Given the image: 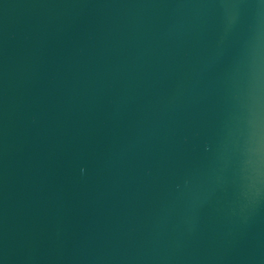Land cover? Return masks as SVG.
Returning <instances> with one entry per match:
<instances>
[{"label": "water", "instance_id": "1", "mask_svg": "<svg viewBox=\"0 0 264 264\" xmlns=\"http://www.w3.org/2000/svg\"><path fill=\"white\" fill-rule=\"evenodd\" d=\"M0 264H264V0H0Z\"/></svg>", "mask_w": 264, "mask_h": 264}]
</instances>
